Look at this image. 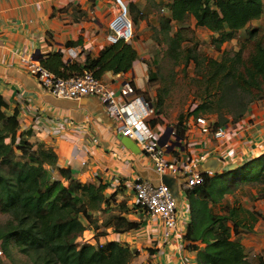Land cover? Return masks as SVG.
<instances>
[{
  "label": "trees",
  "instance_id": "obj_1",
  "mask_svg": "<svg viewBox=\"0 0 264 264\" xmlns=\"http://www.w3.org/2000/svg\"><path fill=\"white\" fill-rule=\"evenodd\" d=\"M162 7H150L159 13L150 25V29L156 27L153 42L165 46L164 56L173 66L193 64L195 68L197 103L186 118L212 116L213 129L243 119L251 104L264 99V30L252 25L263 16L264 0H170L165 13ZM190 20L194 28L211 33L210 44L220 55L218 59L201 56L187 24ZM239 31L243 39L238 49L232 53L222 50ZM81 44L79 39L66 46ZM137 58L131 43L119 40L107 44L96 57L87 54L82 64L63 61L60 52L40 57L38 62L59 77L88 70L104 82V74H125ZM154 80L149 72V84ZM140 94L150 101L145 93ZM166 96V89H158L156 104L150 102L155 110L148 122L151 127L158 123ZM8 108L0 95V216L6 217L0 225L2 257L15 262L14 253H18L26 264H130L139 253L129 245L116 241H106L101 247L78 245V240L87 229H112L116 234L139 230L143 223L125 215L135 214L138 208L120 204L118 211L109 213L117 191L106 196V185L80 183L69 169L58 167L55 152L31 143L29 131L20 129L17 111L9 115ZM186 122L179 115L172 128L181 141L188 129ZM202 177L201 185L183 192L190 213L183 240L195 254V264H264L261 255L249 259L240 241L258 220H264V214L235 205L225 207L221 214L213 211L225 195L241 186L255 187L264 198V154L232 171L203 173ZM100 213L107 214L102 221Z\"/></svg>",
  "mask_w": 264,
  "mask_h": 264
},
{
  "label": "crops",
  "instance_id": "obj_2",
  "mask_svg": "<svg viewBox=\"0 0 264 264\" xmlns=\"http://www.w3.org/2000/svg\"><path fill=\"white\" fill-rule=\"evenodd\" d=\"M124 1L135 23V41L130 43L138 58L127 73L116 76L106 73L102 80L116 94L122 83L129 80L137 94L142 96L140 93H145L150 100L147 103H150L155 92L148 82L145 44L150 41L149 25L155 22L158 15L156 9L153 12L150 7L151 4H161L165 13L170 0ZM35 4H39L40 8L36 9ZM138 11L144 16L141 17ZM114 13L112 0H0V95L9 105L7 114L12 115L17 111L20 129L29 131L31 143H41L51 148L57 156V166L69 169L73 178L80 183L101 182L107 186L105 194L108 195L117 191L114 200L119 208L123 203L118 198L124 187V193L128 196L127 206L130 204L131 192L126 186L127 182L140 179L153 185L160 183V177L150 162L132 140L119 135L115 120L98 99L55 98L45 92L20 63L21 56H33L34 53L45 57L52 52H60L63 61L79 64L84 62L87 54L96 57L107 45L108 26ZM260 20L252 25L259 26ZM238 33L243 34V31ZM79 39L82 40L81 45L66 46L69 41ZM150 119L144 121L148 124ZM63 120H70L79 129L69 132L67 137H53V126ZM191 122L192 119L186 122L188 130L181 141L183 149L170 147L171 158L175 155L196 158L209 152L200 166L214 159L220 164L216 173H221L225 167H239L264 154V99L251 104L243 119L228 125L231 131L229 139L226 144L221 143L223 146L219 149L232 148L234 157L229 163L226 159L224 162L218 160L220 156L213 151L215 142L200 134ZM151 128L160 139L167 127L157 123ZM172 141L174 136L170 135L166 142ZM179 198L182 199L183 195L179 194ZM144 220L136 233L143 239L142 244L151 250L149 255H144L145 264H183L179 246L185 248L188 243L182 237L166 239L160 224ZM185 226L179 222L178 232L184 234ZM93 232L92 229L88 230L87 233H91L88 237H92ZM133 232L114 235L130 237ZM262 239L264 248V235ZM189 254L191 264H195V254Z\"/></svg>",
  "mask_w": 264,
  "mask_h": 264
},
{
  "label": "built area",
  "instance_id": "obj_3",
  "mask_svg": "<svg viewBox=\"0 0 264 264\" xmlns=\"http://www.w3.org/2000/svg\"><path fill=\"white\" fill-rule=\"evenodd\" d=\"M112 1L115 6V13L108 26L109 32L106 42L109 45L115 44L119 40L130 43L134 38V32L132 23L128 18V8L122 0ZM35 8L39 9L40 5L35 4ZM20 63L26 68V72L36 79L40 87L55 98L78 100L83 97H93L98 99L109 116L115 120L119 135L135 143L139 151L150 162L154 172L159 177L169 176L177 180L179 194L183 195L185 190L201 185L203 173L211 175V172H203L200 169V163L207 159L209 152L196 158L179 155L171 158L169 156L171 143L165 142L164 145H161L152 128L144 121L155 115L153 106L137 94L131 81H124L116 94L114 89L101 82L94 76L93 72L88 70L67 77H59L44 68L31 55L21 56ZM191 119L194 129L215 142L213 151L220 156L218 160L224 162L226 159L228 163L232 161L234 153L231 147L224 151L219 149L229 139L231 131L228 125L213 129L211 118L200 116L191 117ZM74 129L79 128L74 126L70 120H63L55 123L51 135L55 138L67 137L69 132L74 131ZM126 186L130 189L132 196L129 207L138 208L135 213L138 219L141 218L140 213H142L146 221L160 224L166 239L170 237H182L183 239V232L179 233L177 226L179 222H182L184 225L186 224V228L190 219L189 204L184 195L182 199L179 198V201L176 202L165 185L160 183L153 185L149 181L140 179L127 182ZM87 231L83 232L78 242L101 247V243L96 242L94 236H86ZM189 253L193 252L187 250L186 247L179 246V254L183 264H191ZM0 258H2L1 251Z\"/></svg>",
  "mask_w": 264,
  "mask_h": 264
},
{
  "label": "rangeland",
  "instance_id": "obj_4",
  "mask_svg": "<svg viewBox=\"0 0 264 264\" xmlns=\"http://www.w3.org/2000/svg\"><path fill=\"white\" fill-rule=\"evenodd\" d=\"M122 2L126 5L125 1ZM127 6V5H126ZM128 8V6H127ZM129 11V8H128ZM130 12V11H129ZM159 14V13H158ZM129 20L133 26L134 38L131 42L135 41V23L130 18V14L128 16ZM188 26L191 27L192 32L194 34L195 40L198 42V50L200 51L201 56L206 57L208 59H218L220 55L212 48L210 44L211 33L205 29L194 28L193 21H188ZM157 26V25H156ZM149 25V33L150 41L145 44V49L147 50V58L144 61L147 63L148 71L152 72L155 80L150 84V87L155 92L153 97V103L156 104L157 97L156 93L158 89L164 88L167 91V96L165 98V103L162 109L161 114H159L158 124H161L166 127H174L177 122V118L179 115H183L185 117V121H189L191 118H186L187 115L194 109L197 98L194 94L195 87L193 80L196 78L195 68L193 64L182 68L181 65L173 66L172 63L165 58L164 50L165 46L156 45L153 40L154 28L150 29ZM261 30H264V16L260 20V24L258 26ZM243 34L237 33L235 38L222 46V50L233 52L236 51L239 47V41H242ZM191 117V116H190ZM212 117V116H210ZM214 118V117H212ZM215 119V118H214ZM172 136V135H171ZM215 181V180H214ZM125 187L120 192L118 200L123 203L124 207L127 208L128 196L125 195ZM253 197V200L250 199L249 194ZM234 193L225 195L222 202L213 208L215 213L221 214L224 211L225 207L230 205H235L237 207H241L245 210H248L252 213H261L264 214V198H262L257 189L252 186H241L233 191ZM108 196V194H107ZM130 197L131 194H130ZM113 200L110 202V210L109 213L118 211V204ZM139 214V213H137ZM141 214V218H137L136 214L129 213L125 214L129 220H140L139 222H143L144 217ZM107 216V214H98V218L101 221ZM6 222V217L0 216V225H3ZM94 231V230H93ZM108 231V232H107ZM98 233V234H97ZM116 233L112 232V229H100L97 232H93L94 240L97 242H101V245L105 244L106 241H117L123 244L128 245L132 250L138 251L139 255L135 258L130 264H145V254L149 255L148 248L142 244L143 239L139 234L135 232L131 233L129 236H117L114 235ZM91 233H86V236H90ZM98 235V236H97ZM263 235H264V220H258L252 227V231L250 233H244L240 236V241L243 243L245 252L249 259L252 258L253 255H261L264 257V248H263ZM119 240V241H118ZM132 242V243H131ZM84 244L83 242H78V245ZM95 245V244H94ZM14 261L20 262L23 264L28 263L26 258L18 253H14ZM13 261H9L4 256L0 259V264H16Z\"/></svg>",
  "mask_w": 264,
  "mask_h": 264
},
{
  "label": "water",
  "instance_id": "obj_5",
  "mask_svg": "<svg viewBox=\"0 0 264 264\" xmlns=\"http://www.w3.org/2000/svg\"><path fill=\"white\" fill-rule=\"evenodd\" d=\"M32 58L35 59L36 61H38L40 59V56H38L37 54L34 53ZM170 135H173V129H172V127H167L164 135L162 136V138L159 139V143L161 145H164L165 142L170 137ZM133 146H135V145H133ZM171 147H180L181 149H183V147L181 145V140L174 136V141L171 142ZM219 165L220 164L217 160L210 159L207 162H205L202 166H200V169L203 172L216 173L217 169L219 168ZM235 168H237V166H234V165L229 166V167H225V168H223V172H229ZM159 179H160V184L165 185L169 189L174 200L176 202H178L179 201V192H178L177 180L175 178L169 177V176H161Z\"/></svg>",
  "mask_w": 264,
  "mask_h": 264
},
{
  "label": "clouds",
  "instance_id": "obj_6",
  "mask_svg": "<svg viewBox=\"0 0 264 264\" xmlns=\"http://www.w3.org/2000/svg\"><path fill=\"white\" fill-rule=\"evenodd\" d=\"M183 147V146H182ZM134 220V219H133ZM137 221V220H136ZM87 230H90V229H87ZM86 231V230H85Z\"/></svg>",
  "mask_w": 264,
  "mask_h": 264
}]
</instances>
